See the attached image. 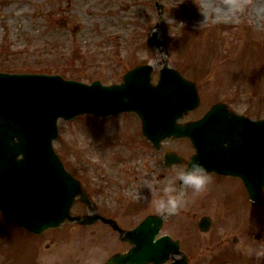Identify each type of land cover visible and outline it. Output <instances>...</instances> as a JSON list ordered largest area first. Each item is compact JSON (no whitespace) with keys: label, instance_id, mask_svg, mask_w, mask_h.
Returning a JSON list of instances; mask_svg holds the SVG:
<instances>
[{"label":"rangeland","instance_id":"obj_1","mask_svg":"<svg viewBox=\"0 0 264 264\" xmlns=\"http://www.w3.org/2000/svg\"><path fill=\"white\" fill-rule=\"evenodd\" d=\"M47 1H43L39 15L38 7L33 14L28 13L31 5H38L37 0H0L1 72L57 74L88 84L94 79L113 83L120 79L107 68L114 59L134 65L158 58L193 81L199 94L204 83L209 86L207 92L215 98L228 94L230 88L238 85L240 103H245L241 100L246 95L251 96L248 105L238 108L252 105L253 115H264V0H204L205 7L201 0H158L163 9L156 32L164 44L158 51L146 44L149 31L158 22L154 0H93L85 6L75 1L72 7H67L66 0ZM23 5L30 9L25 10ZM255 9L261 18L255 15ZM218 13L225 16L218 19ZM62 20L68 24L64 29L59 26ZM73 27H79L75 35H71ZM213 73L228 76L230 80L221 83ZM236 76L240 82L235 81ZM127 117L109 120L110 123L89 116L70 122L60 120L53 145L68 171L82 180L86 190L99 186L101 191L107 178L121 180V185L125 184L126 190L135 196L124 194V200L133 205L143 203L146 213L152 210L150 203L154 199L144 176L150 173L147 169L152 164L130 124L132 118ZM163 147L178 149L184 158L191 154L186 141H166ZM141 155L146 158L143 163ZM118 164L122 169L143 165L139 172L143 184L131 183L135 177L130 174L122 177L114 169ZM136 186L140 187L139 195ZM175 187L176 192L181 188ZM212 189L207 195L208 203L201 199L200 193L194 197L202 206L197 210L199 215L209 212L215 216L208 233L191 235L200 244L195 250H186L189 264H264V256L256 255L264 245V192L259 201L251 204L245 194L239 197L238 192L225 188L229 200L219 203L222 186ZM144 191H149V195L142 196ZM234 220L239 226L228 225ZM74 231L72 224H65L34 238L0 217V264H54V261L72 264L74 260H77L75 264H98L108 250L122 247L110 242L104 247L106 244L101 239L93 244L86 238L88 231L80 229L82 239L75 248L63 239L64 232ZM244 234L246 237H242ZM256 235L260 239L255 240ZM87 241L92 251L81 248Z\"/></svg>","mask_w":264,"mask_h":264},{"label":"water","instance_id":"obj_2","mask_svg":"<svg viewBox=\"0 0 264 264\" xmlns=\"http://www.w3.org/2000/svg\"><path fill=\"white\" fill-rule=\"evenodd\" d=\"M149 44L161 45L155 35ZM143 68L126 74L122 85L110 87L99 82L88 86L57 76L0 73V212L21 228L40 234L70 219L76 197L85 201L79 183L64 170L52 148L60 117L70 120L81 114L105 117L135 112L153 145L170 137L199 138L200 121L191 126L177 124L183 113L197 107L194 88L189 83L181 84L171 70L162 71L157 86H152L149 77L142 75L149 73ZM257 125L262 131L264 122ZM194 145L199 148V140ZM194 157L200 160V152ZM256 178L261 182L255 192L248 191L252 199L258 197L263 186L264 157L256 161ZM136 235V231L127 235L135 246L107 264L154 262L152 256L139 255L140 248L146 254H152L155 248L141 246ZM142 242L149 244L145 238ZM164 248L160 253H165Z\"/></svg>","mask_w":264,"mask_h":264},{"label":"flooded vegetation","instance_id":"obj_3","mask_svg":"<svg viewBox=\"0 0 264 264\" xmlns=\"http://www.w3.org/2000/svg\"><path fill=\"white\" fill-rule=\"evenodd\" d=\"M81 0L79 4H83V6L90 4V0ZM76 5L74 2L71 4L68 2L67 7H71ZM64 24V28L67 27V22H62ZM63 28V29H64ZM138 64H144L138 63ZM135 64V65H138ZM134 65V66H135ZM132 65L123 64V61L119 58L114 59L111 64L107 67L111 70V73L114 76H122L127 70H131ZM158 67H152V76L154 73H157ZM110 73V74H111ZM204 106L203 111L200 113V118L203 117L209 108L217 103H223L227 106V108L235 113L242 114L249 119L255 120L258 117L253 115L252 111L253 108L244 106L243 110L238 108L241 103L238 94H234L231 96L223 95L222 97L215 98L210 93L204 94ZM132 122L130 124L136 129V135L138 136V140L144 146L142 151H146L147 157L149 158L152 166L147 169L150 173H146L145 180L150 182V188L153 192V199L155 200L159 196L163 195L162 188L167 184L169 181H173L175 185L180 186L182 188V194L178 196V198L182 202V207L179 208L177 213H172L162 221V225L160 228V233L157 235V239L162 236H170L173 239L180 240V250H183V253H186V250H189L192 245L196 242V239L192 238L191 235L199 234L197 232V224L201 217L205 216L206 213L198 214L197 210L199 207H202L200 203L190 201L192 197L193 190L185 185H183L179 180V173L185 169L186 161L183 162L182 165H175L170 168H166L164 166L163 160L160 161L161 155L159 151H155L144 139L143 137L139 136V127L140 124L137 119L132 118ZM187 142V141H186ZM188 143V142H187ZM188 146L191 151L190 144ZM190 155V154H189ZM189 156L186 158V160ZM140 161L143 163L146 161V158L141 155ZM122 163V160L120 161ZM118 170L120 174H130L131 176L135 177V184L142 183L141 173L144 169L143 165H138L132 168H126ZM146 171V170H145ZM211 181L207 185L206 188H218L220 185L222 188H227L230 190H238L240 191V180L236 178H224L215 174H210ZM121 180H114L108 179L105 181V188L104 190H99L98 187L91 188L89 191V196L92 199V207L88 211L90 215H100L104 217L106 220H96L92 225L88 228L87 238L92 240V243L96 244L98 240H102L106 245L108 243H114L115 245L121 246V248H115L114 251L108 250L106 252V259L111 257L117 253H124L129 249L128 244L121 241L122 235L120 234L121 231L131 230L135 228L140 221L145 218L146 216L152 215L157 218L163 217V214L157 213L155 208L152 206V210L148 212H144L143 206L144 204L137 202V205H133L130 201L124 200L123 195L126 193L125 186H120ZM139 186L137 187V192L139 195ZM213 190V189H212ZM127 193H130L127 191ZM133 196V193H130ZM149 195V191L142 192V196ZM134 197V196H133ZM152 205V203H150ZM196 205V206H193ZM73 209L77 214H87V209L83 206L82 203L77 202L75 203ZM165 216V214H164ZM133 219V220H132ZM93 229V231L90 230ZM82 242V241H81ZM90 245V243L88 242ZM76 253V252H75ZM187 255V253H186ZM68 258L70 255L67 256ZM77 261V260H76ZM76 261L74 263H76ZM63 262V261H62Z\"/></svg>","mask_w":264,"mask_h":264},{"label":"clouds","instance_id":"obj_4","mask_svg":"<svg viewBox=\"0 0 264 264\" xmlns=\"http://www.w3.org/2000/svg\"><path fill=\"white\" fill-rule=\"evenodd\" d=\"M180 182L191 188L193 192H203L211 181V176L205 165L197 158L193 157L186 168L179 173ZM163 195L153 200L152 206L157 213L166 214L177 211L182 207V203L176 194V187L173 181H169L162 188ZM257 256H264V245L256 251Z\"/></svg>","mask_w":264,"mask_h":264},{"label":"bare ground","instance_id":"obj_5","mask_svg":"<svg viewBox=\"0 0 264 264\" xmlns=\"http://www.w3.org/2000/svg\"><path fill=\"white\" fill-rule=\"evenodd\" d=\"M201 3H202V6L205 7V2H204V0H201ZM254 13H255V15H256L258 18H261V17H262V16L259 14V12L257 11V9L254 10ZM224 16H225L224 13H218V15L216 14V17H217L218 19H221V18H223Z\"/></svg>","mask_w":264,"mask_h":264}]
</instances>
